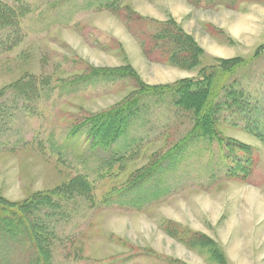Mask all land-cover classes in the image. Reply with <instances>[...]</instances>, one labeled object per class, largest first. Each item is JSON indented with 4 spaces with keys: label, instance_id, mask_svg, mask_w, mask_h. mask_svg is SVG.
Masks as SVG:
<instances>
[{
    "label": "rangeland",
    "instance_id": "374dc122",
    "mask_svg": "<svg viewBox=\"0 0 264 264\" xmlns=\"http://www.w3.org/2000/svg\"><path fill=\"white\" fill-rule=\"evenodd\" d=\"M111 1L0 0V199L59 190L53 264H264V0ZM200 81L224 90L195 128L194 94L145 93Z\"/></svg>",
    "mask_w": 264,
    "mask_h": 264
},
{
    "label": "trees",
    "instance_id": "16d2710c",
    "mask_svg": "<svg viewBox=\"0 0 264 264\" xmlns=\"http://www.w3.org/2000/svg\"><path fill=\"white\" fill-rule=\"evenodd\" d=\"M115 1L116 0H112L110 3L113 4L115 3ZM11 13L12 11L7 9L1 10L0 17L2 19L0 21L3 22L11 21L10 18ZM160 35L162 34H159V36ZM156 37L157 35L155 36V40ZM7 44L8 45L1 44L2 46H0V50L4 52H11L18 46L19 42L18 40H15ZM237 61L238 60L235 59L225 64L222 67V71H225L223 72V75L225 73L228 72L231 73L232 71H234L235 68H237V66H232V65ZM222 64L224 63L222 62ZM129 70L130 71L121 70L115 72L92 71V70L91 71L95 78H100L101 80H106V81H116L117 79L127 78L131 75L134 76L133 74L134 72L131 69ZM203 79L204 78H202V80ZM194 82L195 81H193V83L191 84H194ZM214 82L215 81H212V84L206 85L205 81L203 83H201L200 81L202 87L205 88L202 87L199 89L197 88L195 92H191V90L188 91V89H190L191 87L189 85L191 84L189 83L185 84L184 82H182L177 86L174 85L175 87H173L172 89H169V87H163V88L152 89L150 93H148V91L145 93L149 95L155 94V96L156 95L165 96L169 93H174V94L178 93L179 97L182 98L185 95V92H187L189 95L194 94V99H188L191 103H188L186 98H184L182 102L186 109L189 108L198 111L199 116L195 118V124H194V128H195V127H199L200 122L203 121V119H201L202 115L204 118L209 117L208 111H211L212 109V107L209 106V104L215 102L218 99L216 98L217 95L219 96V93L224 90V89H215ZM29 85H32V83H28V84L18 83L17 86H15L14 88L24 89V88H29L28 87ZM139 95L140 94H138V96ZM206 103H208L207 106ZM192 105L195 106L198 105V106L194 108V106ZM199 108L203 110H200ZM120 110L122 114L124 113L125 115V112L122 109ZM120 110L114 113L112 117L116 116L120 112ZM205 110L207 115H205ZM98 122L99 121L97 122L95 121L92 124H94L95 126L96 124H98ZM109 123H111V121H109ZM207 124L209 123L207 122ZM96 126H97V130L91 128L88 132L90 139H92L90 149L93 151L97 148L104 150V148H108L109 146L115 144V142H117V139L122 133L120 128L119 127L117 128L113 124H111L113 128V132H110L109 130L108 131L103 130V127L99 125ZM180 144L181 146H187L188 144H190V142L182 141ZM168 154L169 153L164 155L162 158L166 157V159H168ZM115 155L117 154L114 153L113 158H115ZM122 159L123 157L120 156L119 158H117V161H121ZM149 173L150 171L142 173V175L140 176L138 175L139 173L133 175L135 176V179H133V182L129 184L127 187L134 188L139 186L141 183L146 181V179L152 176ZM160 174L161 172L159 173V175ZM78 181H80L84 186V189L82 190H85L84 192L80 193L79 196H82L83 199L84 197H88V199L92 201V198L89 197L87 194L91 192L93 188L91 189V186L87 182V180L80 176H77L75 180L73 179V181L70 184L68 185L66 184L65 186H62V189H60V191H62L63 193L67 191V193L73 195V191L76 190L75 188L77 186H74L72 184ZM73 187L74 189L71 190ZM59 193L60 192L58 190L53 192V194L51 195H45L42 197L37 196L32 200L19 205L9 204L6 203V201H4L3 199H0V264H53L52 248H53V243L57 238L53 229L50 228L48 224L45 223V221H43V218L41 216H42V211L45 208H52L55 205L56 202L54 201L55 199H57L58 197L57 195H59ZM70 194L68 195L70 196Z\"/></svg>",
    "mask_w": 264,
    "mask_h": 264
}]
</instances>
